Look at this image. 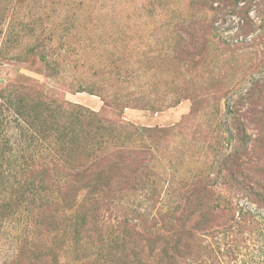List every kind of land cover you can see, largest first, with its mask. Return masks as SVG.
Instances as JSON below:
<instances>
[{"label": "trees", "instance_id": "1", "mask_svg": "<svg viewBox=\"0 0 264 264\" xmlns=\"http://www.w3.org/2000/svg\"><path fill=\"white\" fill-rule=\"evenodd\" d=\"M171 1L153 0L143 8L147 22L143 25L138 22L136 26L139 29L148 27L147 53L137 58L128 49L111 53L117 64L112 62L111 68L99 74L110 76L114 83L98 86L99 95L93 90H81L89 89L85 88L87 86H79L77 92L99 96L106 106L154 113L175 107L184 100H191V112L178 126L167 129L141 127L122 119H110L31 85L7 82L0 88V117L10 114L16 122L18 135L16 144L11 145L9 151L7 143L0 145V178H13V186L6 190H11L14 185L22 189L26 209L31 207V211L39 214L37 218L43 216L44 219V214L49 213V221L42 219L40 226L54 229L56 222L72 216H77L75 218L81 222L90 217L93 222L106 224L108 209L117 208L118 205L114 204L112 179L148 178L163 159L178 168L184 162L189 124L199 111L200 101L197 94L192 98L190 91L193 89L187 86L178 88L181 78L177 72L186 68L197 71L208 57L214 56L215 51L226 57L235 48L245 45L248 32H255L252 31L254 22L250 19L252 5L259 12L258 2L263 1L192 0L186 8L180 2ZM253 1H256L255 4ZM41 6L35 7L37 12L33 17L36 18H31L29 22L14 14L9 21L7 17L0 20V34H4L0 44V64L7 59L21 60L20 48L30 41L29 53L41 51L39 59L45 64L50 77L55 76L61 62L72 52L69 46L71 38L69 31H66V35L58 39L57 47H53L54 38H41L44 30L53 24L48 22L52 15H46L47 21L40 16ZM228 17L239 19L238 34L225 38L226 31L221 25ZM74 21L77 22V19L72 21L73 24ZM6 24L3 30L2 26ZM160 42L167 44L166 48L158 49ZM215 67L219 71L223 69ZM169 72L170 80L164 81ZM246 82L255 88L261 81L251 79ZM248 94L251 99V91ZM2 122L0 120V125ZM4 133L5 130L0 132V141L8 142ZM31 178L40 179L34 182ZM54 178H70L67 193L60 195V182ZM101 178L108 180L106 182ZM223 183L229 189L241 191L248 198L249 195L255 196L258 208L264 210V194L249 188L246 181L232 178ZM193 184V193L186 191L172 195L174 198L171 201L168 199L170 206L165 213L159 210L154 214L157 203L161 201L154 189L148 188L143 195L144 206L139 203L140 210L143 207L142 216L154 214V218L164 224L165 235L159 237L163 244L158 257L159 264H201L226 256L239 232L237 228L241 223L232 216L234 208L230 199L220 197L218 193L216 199L210 197L213 192L204 181ZM84 189L87 193L83 196ZM199 189L207 191L209 197L201 200L196 193ZM251 189L253 193H250ZM9 206L6 196L0 194V211ZM238 215L243 224L250 220L262 225L264 231L263 213L241 208ZM117 223L113 234L120 244L129 234L133 235L135 227L129 226L126 219ZM47 232L53 235L49 242L54 247L50 251L53 253L52 264H61L64 261L61 245L66 239L65 234L60 230ZM142 264H146L143 258Z\"/></svg>", "mask_w": 264, "mask_h": 264}, {"label": "rangeland", "instance_id": "2", "mask_svg": "<svg viewBox=\"0 0 264 264\" xmlns=\"http://www.w3.org/2000/svg\"><path fill=\"white\" fill-rule=\"evenodd\" d=\"M152 1L0 0V20L7 17L8 21L14 14L29 22L31 18H36L33 17L37 12L35 7L42 5L40 16L45 20L46 15H52L50 20L45 21L53 24L44 30L41 38H54L53 47H57L58 39L69 31V46L72 50L67 55L69 58L66 57L61 62L55 76L49 77L45 64L39 59L41 51L30 54L31 42L26 41L20 48L21 60L7 59L0 64V88L7 82L31 85L51 96L97 111L110 119H122L141 127L167 129L178 126L190 114L193 106L191 100H184L175 107L154 113L106 106L99 96L77 92L79 86H87L85 88L89 89L81 90H93L99 95L98 86L114 83L110 76L99 74L113 66L115 59L111 57V53L128 49L135 54V58L147 53L148 27L139 29L136 24L139 22L143 25L147 22L143 8ZM191 1L171 2H180L186 8ZM262 1L258 2L259 12L252 5L250 19L254 22L252 31L255 32H248L245 45L235 48L226 57L215 51V54L212 53L214 56L208 57L197 71L186 68L177 72L181 78L178 88L184 89L187 86L193 89L190 91L192 98L197 94L200 101L199 111L189 124L185 160L178 168L163 159L162 164H157V169H153V174L148 178L112 179L114 204L118 205L117 208L108 209L106 218L109 219L106 224L93 222L90 217L81 222L82 220L75 218L77 216H72L56 222L54 229L40 226L43 216L37 218L39 214L31 211V207L26 209L22 189L14 185L11 190H6L13 186V178H0V194L5 195L11 205L0 211V264H52L53 253L50 251L54 247L49 242L53 235L47 231L53 230L62 231L66 238L61 245V256L64 259L61 264H142V258L146 264H159L158 257L163 247L159 237L165 235V228L159 219L154 218V214L159 210L163 213L168 211V199L171 201L174 195L186 191L193 193V183L200 181H204L208 189L212 190L214 196L212 194L210 197L213 199L218 194L230 199L234 208L232 216L241 223L240 227L237 224L239 232L231 243L230 252L201 264H264L263 226L250 220L243 224V220L240 221L238 217L241 208L263 214L264 210L258 208L255 196L249 195L248 198L241 191L229 189L223 183L236 178L246 181L249 188L252 187L258 194H264V0ZM255 2L253 1L254 4ZM74 19H77L75 24L72 22ZM238 22L239 19L228 17L221 25L226 31L225 38L238 34ZM6 26L7 24L2 26L3 30ZM70 27L76 29L66 30ZM3 36L4 34H0V44ZM166 46L167 44L160 42L157 47L160 49ZM215 66L223 69L219 71ZM170 74L169 72L164 81L170 80ZM251 79L261 82L255 88L250 87V82L245 84V81ZM250 91L253 95L251 99L248 98ZM0 120H3L0 132L5 130L4 134L8 139V142L0 141V145L7 143L9 151L18 139L16 122L8 113L2 115ZM241 129L244 130L243 134H240ZM233 142L237 143L232 145ZM39 179L30 180L35 182ZM55 179L60 182V195L67 193L70 178ZM101 180L106 181L108 178ZM148 188L156 190V196H160L161 201L157 203L153 215L146 213V216H142L143 195ZM86 191H82L83 196ZM196 193L201 200L209 197L207 191L201 189ZM250 193H253L252 189ZM139 203H142L141 210ZM48 216L49 213L44 214L45 222L49 221ZM125 219L129 226L135 228L133 235L129 234L125 241L118 244L113 231L117 222ZM153 250L154 253L151 254Z\"/></svg>", "mask_w": 264, "mask_h": 264}]
</instances>
